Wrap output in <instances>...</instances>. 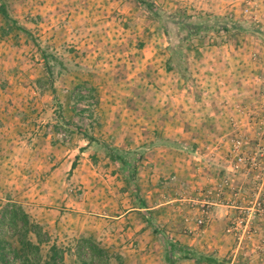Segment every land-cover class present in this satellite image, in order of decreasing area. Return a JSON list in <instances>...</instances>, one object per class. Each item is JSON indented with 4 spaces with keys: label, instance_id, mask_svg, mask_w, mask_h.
Instances as JSON below:
<instances>
[{
    "label": "rangeland",
    "instance_id": "obj_1",
    "mask_svg": "<svg viewBox=\"0 0 264 264\" xmlns=\"http://www.w3.org/2000/svg\"><path fill=\"white\" fill-rule=\"evenodd\" d=\"M151 1L166 12L225 17L254 25V22L243 14V0H226L231 2L230 7L233 10L229 11L228 15H219L215 6L218 0ZM9 3L12 16L20 22L22 27L27 28L29 33L25 34L15 29L9 35L3 36L2 28L6 27L7 23L0 16V206L8 203L9 200L23 205L31 217L43 225L46 232L50 234L51 243L44 247L45 251L52 244H58L65 250L66 264H82L76 251L77 240L82 237L96 239L113 256L112 264H145L142 258L146 253V247L140 244L141 248H138L137 253L125 248L134 242L135 236L132 231L130 233L124 230L126 222L118 218L122 216V210H126L124 208L129 206V202L126 203L123 199L124 193H127L123 191L127 182L120 172L114 173L116 167L109 160L102 154H96L93 147H88L89 141L86 134L98 138L96 134L105 136L111 129H123L121 135L117 137L122 142L121 147L115 145L113 141L98 139L121 149H137L138 143L134 144L132 149L131 145L127 146V141L125 142L126 139L132 142L137 141L133 140L136 133L130 134L133 129H130L128 124L131 122H133L131 126L136 123L137 126H141L142 131L145 129L148 132L151 126L162 128L172 125L176 120L182 122L187 119L185 116L177 117L172 113L174 104L171 92L176 86L173 82L177 78L186 82L192 79L190 53L199 40L204 39L207 43H211L214 41L213 38L224 36L230 39L228 42L232 46L242 41L243 50H253L256 53V49L264 47V39L252 34L216 32L195 37L186 52L191 74L190 79L186 80L178 72L168 70L169 39L165 30L154 20L151 12L142 8L135 0H9ZM45 4H48L46 8L55 10L50 12V14H56L55 19L60 16L55 23V29L61 28L62 34L70 33L74 36L76 33L79 35L83 32L88 33L86 38L90 39L91 34L95 33L91 45L95 46L99 52L105 53L106 50V52L114 53L116 66L104 72L105 77L108 74L110 77L103 92L107 91L106 96H109L116 87H120V83L123 85L128 83L130 84L128 91L124 90L125 97L128 94L125 100L118 97L114 101H108V98L101 97L95 91L96 88L92 84L82 85L67 78L74 74H81L83 77L91 76V69L88 67L72 73H60V68L56 67L54 82H51L38 46L48 48L74 64H77L76 58L79 57L74 53L81 50L76 51L71 46H77V44L67 42L62 50L57 51L54 45L42 39L41 32L45 30L43 25L47 23L46 15H43ZM258 26L264 31V26ZM241 35L255 36V38L240 40L238 37ZM256 55L259 57L261 53L257 52ZM261 59L264 64V54L258 58L260 61ZM259 71L260 75L264 76L263 68ZM80 80L85 82L83 78ZM116 84L118 86H115ZM252 86L251 93L244 89L245 97L248 101L250 100V103L236 104L241 113H246L248 122L245 125L238 121L233 122L231 135L220 140L222 136L204 132L215 126L214 121L207 116L197 122V128H191L195 126L189 123L191 119L188 125L187 123L185 125L186 130L187 128L191 131L197 130L198 133L193 137L196 140L195 143H188L187 140L178 137L170 138L164 131H160L162 132L160 136H155L182 141L190 148H194L193 152L176 151L191 156L192 162L195 163L192 164V170L197 173L195 179L201 176L199 183L196 184L197 187L202 186L201 183L203 187L205 186L208 175L218 176L227 172L226 168L230 166L228 162L230 145L236 133L250 140L255 139L254 116L263 110L264 87L260 85L261 90L255 91L262 95L257 97L254 94V85ZM178 89L184 91L183 87ZM191 92L193 90L189 91ZM198 94L200 93L194 92L188 97V93H185L188 97L187 107L194 105ZM120 95L122 96L121 93ZM254 97H257L255 101ZM164 99L166 101L163 103ZM158 106H160L159 109H156ZM227 107H229L228 104ZM128 109L134 110L136 116H140L135 120H129V117L125 116V111ZM229 111H231L230 107ZM107 113H111L114 120H108ZM69 115L72 116L71 119H65ZM110 121L115 122L114 125H110ZM109 126L112 127L107 130ZM176 126L178 128L180 125ZM80 138L88 141L84 151L86 156L83 157L88 162L82 163L80 168H75L74 165L71 171L67 170L68 167L61 170L53 167L57 154L75 158L77 153L74 149L79 147L75 142ZM217 140L220 141L217 142ZM253 140L252 142L256 143ZM216 148L215 154L212 155L215 160L207 166L203 158L209 149ZM58 150L61 152H57ZM94 155L97 156L96 160ZM150 157L151 164L147 165L150 173L144 177L146 191L152 202L150 205L155 204L158 196L161 201L166 202V197L160 195V192H163L169 195L168 201L176 199L175 204L178 207L184 210L189 207L191 210L192 207L186 199L202 198L203 188L194 192L196 193L194 196L192 189L195 185L188 183L184 175L187 171L181 173L170 169L172 156L166 161L168 166L165 169H162V166L155 161L157 158H154V153ZM106 161L109 164H105ZM163 174L165 177L160 179L159 176H164ZM99 180L101 183H98ZM160 180H163V184ZM140 184L142 186L141 182ZM131 202V205L137 208L134 201L131 200ZM221 217L225 220L223 216ZM177 224L181 226L180 223ZM202 231L201 228L198 235H203ZM219 235V239L225 240L222 244L226 247L225 252L211 254L217 255L230 264H247L240 254L233 262L235 241L227 235L226 229L225 232L221 230ZM225 237L231 238V241L227 243ZM116 255L121 258V261L115 258Z\"/></svg>",
    "mask_w": 264,
    "mask_h": 264
},
{
    "label": "crops",
    "instance_id": "obj_2",
    "mask_svg": "<svg viewBox=\"0 0 264 264\" xmlns=\"http://www.w3.org/2000/svg\"><path fill=\"white\" fill-rule=\"evenodd\" d=\"M47 5L45 4V8H43L45 9V13L43 15H46L45 20L47 21V23L43 25L45 27V30L41 32L43 35L42 39L47 40L49 44L54 45V48H56L57 51H60V49L62 50L65 43L67 42H73L74 44H77V46H71L74 47L76 51L81 50L82 52L74 53L75 55L77 54V56H79L78 58L74 57L77 59L76 63L79 64L82 68L88 67L89 69H91L92 74L89 77H83L81 74H74L67 76V78H69L70 80H74L75 82H79L82 85H88L87 83L92 84L96 88L95 91L98 92L101 97L104 96L105 98H108V101H114L115 99H118V97L122 100H125L128 94L126 95V97L124 94H126L125 92L128 91L127 89L130 86V84L126 82L125 85L120 83V87H116V90L114 92H109V96H106L107 91L103 92L104 88L107 85V82H109L110 77V74L105 77L104 72H108L109 70L114 69L113 66H116V63L114 61L115 59L113 58L114 53L106 52V50L105 53L101 51L99 52L95 48V46L91 45L95 33H92L91 38L87 39L86 37L88 36V33L84 34L82 32L79 35L78 33H76L73 36L70 33L62 34L60 32L61 28L59 27L58 29H55V23L58 21V19H60V16L55 19L56 14H50V12H55V10L53 8H46ZM230 5L232 4L229 1L218 0L215 6L219 15H226L227 13H229V11H233L231 10L232 7H230ZM241 36L238 37V39L241 40L251 39L253 37L255 38V36ZM213 40L214 41H212L211 43H207L206 41H204V39L199 40L198 43L194 45L190 53L192 79L186 82L181 78H177L173 82L176 83V86L173 87L171 92L172 102L174 104L172 113H174L177 117L185 116L187 117V119L182 122L176 120L172 125L163 126L162 128L151 126L150 131L148 132L145 129L142 131L141 126H137L136 123H134V126H131V123H133L131 122L130 124H128V127H130V129H133V131H130V134L134 135L136 133V136H134L135 138L133 140L137 141L132 142V140L124 139L125 142L127 141V146L130 144V148L133 149L134 144L138 143L136 148H139L146 143L153 141L156 138V135L160 136L162 133L160 131H164V133L170 138L176 139L178 137L180 139L187 140L188 143H195L196 140H194L193 137L198 133L197 130L191 131L190 128H187V130L185 129L186 123L188 125V121H190L189 119H191V122L189 123L195 125L194 127H191L193 129L197 128V122L199 120H202V118L204 119V117L206 118L208 116L209 119L214 121L215 126H212V130H205L204 132L210 135L216 134L218 136H222L220 140L225 136H229L232 134L233 122L238 121L243 125L247 124L248 117L246 113H241L239 107L237 108L236 104L250 103V100L248 101L245 97V92L247 91L251 93V88H253L252 85H254L255 96L259 97L261 95V93H255V91L261 90L262 87L260 86V79L264 76L260 75L259 69L263 68L264 71V64H262V59L260 61L258 60V58L264 54V47H262L261 49H256L258 53H261V55L258 57L256 55L257 52L255 53V51L253 50H243V48H241L242 41L240 44L232 46L228 42V40L230 41L228 37L217 36L216 38H213ZM256 44L259 45L258 43ZM260 50L261 52H259ZM103 57L106 58L102 59ZM108 59H110V61ZM81 78H83V81L85 82H80L82 81L80 80ZM62 79L61 81H63ZM193 81H195L196 83H194ZM115 86L118 85L116 84ZM182 87L184 88V91L178 89H182ZM190 90H193V92L189 93ZM58 92L59 91L57 90V95ZM194 92H199L200 94H198V97H195L194 105H190L187 107L188 102L186 101V99L191 96V94L193 95ZM120 93L122 94V96L120 95ZM185 93H188V97L185 96ZM257 97H254V101ZM165 101L166 100L164 99L163 103ZM227 104L231 108V111H229V107H227ZM159 107L160 106L156 107V109H159ZM192 108L193 110H191ZM183 111H186V113H182ZM106 112H108V110H106ZM125 114V116L129 117V120H135L140 116H136L137 114H135V111L129 109L128 111H125ZM71 117L72 116L69 115L67 116V118L65 117V119L69 120V118L71 119ZM106 117L108 120H110L113 118V115L111 113H107ZM114 123L115 122H111L110 125H114ZM177 123L180 125L178 128L176 126L178 125ZM110 127L112 126L107 127V130ZM212 131H214L215 133H213ZM122 132L123 129H111L105 136H103L104 134H99V136L96 133L95 134L98 138H101L108 142L113 141L115 145L121 147L122 142L117 137L121 135ZM220 140H217V142H219ZM75 143L79 146H76L77 148L74 149L75 153H77L75 155V158L71 159V157H66L64 156V154L62 156H58L57 154V159L53 157L55 159L53 167H58L60 170L62 168L68 167L67 170L71 171L74 165L75 168H80L82 166V163L88 162L87 159L83 158L86 156L84 151L88 145V141L86 139L83 140L80 138L78 141L76 140ZM57 152L61 151L58 150ZM153 153L154 158H157L155 159V161L162 166V169L167 168L168 163L166 161H168V159L172 156L173 160L170 162V169H174V171H179L181 173H184L185 170L187 171L184 175L186 176L188 183H193L195 185V187L192 189V193L200 191L203 188L202 183V186H196V184L199 183L201 176L195 179L197 173L192 170V164L195 163L192 162L191 156H189L188 154L165 148L156 149L155 151L149 153L150 155H148L147 160L144 161L142 167L140 168L139 174L140 182L143 186L142 194L147 204V208L139 209L131 205V193L127 192L123 195L124 202L127 203L128 201L129 206H126L124 208L126 210H122V216L118 218L122 219V222H126L124 230L130 233L132 231V234L135 236V239H133L134 242H132L125 248H127V250L130 252L137 253L138 248H141L140 244H143V246L146 247V253H144V258H142L145 264H158L162 262L164 252L162 246L158 242V239L155 238L153 230L148 226L141 215V213L146 210L151 214V216L155 218L160 226L168 231V234H171V236L174 237L175 240L181 242L182 244L194 248L200 252H216L220 254L225 252L226 247L222 245L225 240L219 239V232L221 230L225 232L226 229V222L221 217L224 215L223 213L218 212L216 213L217 215L214 214L211 225L207 228L203 235H198L192 232V230L196 228L195 221L199 216V211L197 209L191 208L190 210V208L188 207V209L184 210L175 204V201H177L176 199L168 201L167 198L169 199V195L164 194L163 192H160V195L161 197H166V202H163V200L161 201L160 196H158V198L155 199V204H153L152 206L150 205V203L152 202H150L149 193L146 191L144 177H146V175L150 173L148 172L147 165L151 164L152 160L150 156L151 154L153 155ZM105 164H109V162L106 161ZM77 170L78 169H76L75 171ZM163 175L164 176H159L160 179H162L161 177H165V174ZM87 178L89 177L87 176ZM116 179L119 180L118 177H116ZM98 183H101V180H99ZM160 183L163 184V180H160ZM122 187L123 186H121V188ZM195 194L196 193H194V196ZM171 204L173 206H170ZM177 223H180L181 226H179ZM225 239L227 240V243L231 241V238L225 237ZM107 249L109 248L107 247ZM178 264L198 263L191 260H183Z\"/></svg>",
    "mask_w": 264,
    "mask_h": 264
},
{
    "label": "trees",
    "instance_id": "obj_3",
    "mask_svg": "<svg viewBox=\"0 0 264 264\" xmlns=\"http://www.w3.org/2000/svg\"><path fill=\"white\" fill-rule=\"evenodd\" d=\"M142 8L149 10L152 17L165 30L169 39L168 51L170 61L168 70L176 71L186 80L191 77L187 58V49L191 41L198 36L216 32L219 34H252L264 39V31L258 25L249 24L225 17L208 15H189L184 13L166 12L151 0H135ZM0 16L7 26L2 28L3 36L15 29L27 34L29 30L10 12L9 0H0ZM46 71L54 82V71L60 68V73H72L80 70L79 64L51 52L48 48L38 46ZM88 147H93L96 154H102L116 167L114 173L120 172L127 182L124 192L131 193L132 200L139 209H146L142 186L139 182L140 168L147 155L160 148L193 152L186 143L170 138L157 137L155 140L134 149L125 150L105 143L100 139L86 134ZM97 156L94 155V160ZM142 218L153 230L154 235L163 249L162 264H178L183 260H191L198 264H230L217 255L200 252L175 240L168 231L160 226L146 210ZM51 243V237L43 225L36 222L25 210L23 205L9 200L0 206V264H66V253L63 248L54 243L45 251L44 247ZM76 251L82 264H112V255L93 237H82L77 240ZM115 258H121L116 255Z\"/></svg>",
    "mask_w": 264,
    "mask_h": 264
},
{
    "label": "built area",
    "instance_id": "obj_4",
    "mask_svg": "<svg viewBox=\"0 0 264 264\" xmlns=\"http://www.w3.org/2000/svg\"><path fill=\"white\" fill-rule=\"evenodd\" d=\"M243 14L254 24L264 26V0H243ZM260 82L264 87V77ZM262 107V112L254 116L256 143L236 133L230 145L227 172L207 176L202 198L186 199L199 211L192 232L199 234L202 228L204 233L213 215L223 213L226 233L235 241L233 262L240 254L247 264H264V105ZM216 150L209 149L205 154L203 159L207 166L215 160L212 155Z\"/></svg>",
    "mask_w": 264,
    "mask_h": 264
}]
</instances>
